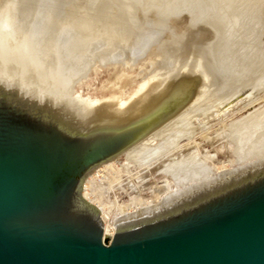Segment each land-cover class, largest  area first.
I'll return each instance as SVG.
<instances>
[{
  "label": "water",
  "instance_id": "water-1",
  "mask_svg": "<svg viewBox=\"0 0 264 264\" xmlns=\"http://www.w3.org/2000/svg\"><path fill=\"white\" fill-rule=\"evenodd\" d=\"M170 0H0V264H264V158L118 216L84 178L230 75Z\"/></svg>",
  "mask_w": 264,
  "mask_h": 264
},
{
  "label": "bare ground",
  "instance_id": "bare-ground-1",
  "mask_svg": "<svg viewBox=\"0 0 264 264\" xmlns=\"http://www.w3.org/2000/svg\"><path fill=\"white\" fill-rule=\"evenodd\" d=\"M175 1L178 3L180 0ZM185 3V7L177 4L180 8L172 9L173 12L208 13L224 25L220 68L230 75L115 161L84 178L91 204L98 213L106 238L111 239L115 235L116 229L112 222L118 216L159 204L163 195L212 171L220 173L231 170L234 160L221 162L218 153L225 149L227 151L232 143L238 147L240 162L247 156V159L249 156L264 158V104L260 94L264 88V75L257 70L259 68L254 69L256 56L263 57L261 52H256L255 47L259 40L257 38L255 42L256 35L261 29L259 23L248 32L247 28L254 24V17H250L249 10L239 9L238 6L235 10L233 7L238 4L237 0H228L225 16L234 13L227 18L224 17V10L214 8L218 4L216 0V5L212 2V9H202L199 3H188L187 6ZM221 6H224L222 2ZM231 7L234 10H230V13L228 9ZM249 110L252 112L244 118L226 123L229 115L234 117L237 113ZM216 124L221 127L213 130ZM207 146L215 153L205 149ZM124 157H127L126 163L120 165ZM157 174L172 175L174 182L166 178L157 184L154 176ZM181 174L185 177L182 178ZM105 181L109 182V188H105ZM104 189L107 191L103 192ZM114 190L126 194L128 200L121 203L114 196L115 200L109 202L108 194Z\"/></svg>",
  "mask_w": 264,
  "mask_h": 264
},
{
  "label": "rangeland",
  "instance_id": "rangeland-1",
  "mask_svg": "<svg viewBox=\"0 0 264 264\" xmlns=\"http://www.w3.org/2000/svg\"><path fill=\"white\" fill-rule=\"evenodd\" d=\"M174 1V3H175V5H174V3L173 4H171L172 2ZM178 1V0H177ZM186 4V6L187 5H189V4H195V3H199L200 5H201V8L202 9H204V8H206V9H212V7H214V5H216L217 3V7L215 6L214 8H218V9H220V11H223L224 9H227L228 8V0H224L225 2H223V0L221 1H218V0H216V4L214 3L215 2V0H205V2H204V0H180V1H178V3L175 1V0H170V6H171V8L173 9V10H178V8H180V4H182V6L183 7H185V5H184V3ZM189 1H191L190 3H189ZM200 1H201V3H200ZM214 3V5H212L213 3ZM182 2V3H181ZM204 2V3H203ZM207 2V3H206ZM220 2V3H219ZM221 2L223 3V5L224 6H221ZM179 4L178 6H177V4ZM189 3V4H188ZM210 5H209V4ZM237 5H234V9L236 10V6H238L239 7V9L241 8V9H245V10H249V15H250V17H254V20H253V23L254 24H252L251 26H249L248 28H247V30H248V32H250L251 31V28H252V26L254 25H257L258 23H259V27H261V29L259 30V35L257 36L256 35V40H255V42L257 43H255L256 45H255V47L257 48L256 49V52L257 51H259V52H261L260 53V55H262L263 57V59L262 58H260L261 56H256V58L257 59H255V60H257L256 62V66H254V69L256 68H259V69H257V70H260V73L262 74V75H264V0H237ZM225 4L227 5V7L225 8ZM177 6V7H176ZM208 6H210L209 8H207ZM212 6V7H211ZM220 6V7H219ZM175 7H176V9H175ZM224 7V8H223ZM232 7L231 8H229L228 9V11L231 13V11H233L234 9H233ZM231 10V11H230ZM227 12V10H224L223 12ZM224 13V17H231V14L232 13H234V11L230 14L229 12H228V15L229 16H225V14H227V13ZM187 13V12H186ZM178 14H182V13H176L175 15H178ZM254 15V16H253ZM262 25H263V28H262ZM260 34H262V35H260ZM254 37V36H253ZM258 38V39H257ZM259 46V47H258ZM260 48V49H259ZM262 49V51H260ZM259 52H258V54H259ZM258 58H260V59H258ZM262 59V61L260 62L259 60H261ZM258 63H259V65H261V66H259L258 65ZM257 65H258V67H257ZM255 69V70H256ZM262 69V70H261ZM254 70V71H255ZM263 71V72H262ZM255 74L257 73L256 71L254 72ZM264 93V88L260 91V94H261V96L263 97V104H264V95L262 94V93ZM250 112H252V110H249L248 112H245V111H243V112H241V113H237L236 115H234V117H233V115H229L228 116V118H227V121H226V123L227 124H230V123H232L234 120L236 121L237 120V118H238V120L239 119H242V118H244L245 116H247ZM236 117V118H235ZM220 125L219 124H216L214 127H213V130L215 129H220ZM197 138H200V136H197ZM184 142H187V141H184ZM236 145V143H232L229 147H228V152L226 151V149L225 150H223L222 152H219L218 153V157H219V160L221 161V162H227L228 160H234V166L233 167H238V166H241V165H244V164H248V163H251V162H254V161H257V160H260V159H262V158H256V157H254V156H249V159H247L248 158V156L247 157H245L244 159H243V161H241L240 162V157H239V152H238V147L237 146H235ZM220 148V147H219ZM218 148V149H219ZM205 149H207L210 153H215V151H213V149H211V147H209V146H207ZM237 149V150H236ZM237 155V156H236ZM236 156V157H235ZM227 157H229V158H227ZM239 157V158H238ZM126 158L127 157H124L120 162H119V164L120 165H125V163H126ZM238 159V160H237ZM247 159V160H246ZM243 162V163H242ZM238 164V165H237ZM134 168H132V170H133ZM156 178H155V182L157 183V184H161L163 181H165V179L166 178H168V179H170L172 182H174V177L172 176V175H154ZM159 176V177H158ZM181 177L182 178H184L185 176H184V174H181ZM164 178V179H163ZM105 183V188H109L110 187V185H109V182L108 181H105L104 182ZM188 184V183H187ZM108 186V187H107ZM115 189H116V187H115ZM107 191V189H104L103 190V192H106ZM119 191V190H118ZM112 192V194L110 193V194H108L109 195V198L107 197V200L110 202L111 200L113 201V200H115V199H113V198H117V200L118 201H121V203H123V202H126L127 200H128V196H126V194H124V193H122V192H117L116 190H114V191H111ZM115 196V197H114ZM111 201V202H112ZM114 209V211H116V209L115 208H113ZM113 217H114V215H113ZM113 223V222H112Z\"/></svg>",
  "mask_w": 264,
  "mask_h": 264
}]
</instances>
